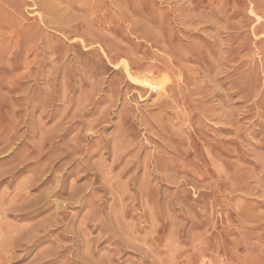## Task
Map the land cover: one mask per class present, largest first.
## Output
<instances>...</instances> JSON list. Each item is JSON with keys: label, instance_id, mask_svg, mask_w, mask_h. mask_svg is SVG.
Instances as JSON below:
<instances>
[{"label": "rangeland", "instance_id": "obj_1", "mask_svg": "<svg viewBox=\"0 0 264 264\" xmlns=\"http://www.w3.org/2000/svg\"><path fill=\"white\" fill-rule=\"evenodd\" d=\"M263 85L264 0H0V264H264Z\"/></svg>", "mask_w": 264, "mask_h": 264}, {"label": "bare ground", "instance_id": "obj_2", "mask_svg": "<svg viewBox=\"0 0 264 264\" xmlns=\"http://www.w3.org/2000/svg\"><path fill=\"white\" fill-rule=\"evenodd\" d=\"M249 1H250V0H249ZM252 11H253V10H252ZM252 11H251V12H252ZM253 12H254V11H253ZM255 20H256V19H255ZM253 26H254V25H253ZM254 43H255V42H254ZM225 44H226V43H225ZM225 44H224V45H225ZM222 45H223V44H222ZM223 49H224V48H223ZM256 53H257V52H256ZM261 62H262V61H261ZM262 70H263V69H262ZM88 77H89V76H88ZM263 86H264V85H263ZM260 94H261V93H260ZM251 130H252V129H251ZM249 136H250V135H249ZM0 220H2V219H0ZM0 229H1V228H0ZM2 231H3V230H2ZM4 232H5V231H4ZM5 233H6V232H5ZM0 235H1V234H0ZM3 235H4V233H3ZM4 236H5V235H4ZM4 236H3V237H4Z\"/></svg>", "mask_w": 264, "mask_h": 264}]
</instances>
